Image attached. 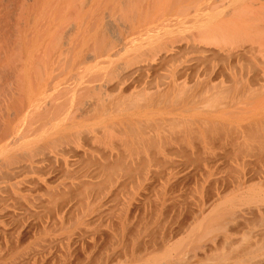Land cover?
<instances>
[{
  "label": "bare ground",
  "instance_id": "6f19581e",
  "mask_svg": "<svg viewBox=\"0 0 264 264\" xmlns=\"http://www.w3.org/2000/svg\"><path fill=\"white\" fill-rule=\"evenodd\" d=\"M13 3L0 7V264H264V0ZM189 182L201 191L182 218L122 261L103 250L118 186L126 228L151 190L147 215ZM81 202L94 206L65 222Z\"/></svg>",
  "mask_w": 264,
  "mask_h": 264
},
{
  "label": "rangeland",
  "instance_id": "374dc122",
  "mask_svg": "<svg viewBox=\"0 0 264 264\" xmlns=\"http://www.w3.org/2000/svg\"><path fill=\"white\" fill-rule=\"evenodd\" d=\"M0 1H2V0H0ZM3 2H8L9 3V5H11L12 7H10L9 5L7 6L6 4H8V3H0V7H2V8H4V9H2V11L4 12L5 11V8L6 9H9V7H10V9L11 8H13V5H14V0H4ZM10 3H13V4H10ZM2 4H4V5H2ZM6 5V6H5ZM5 6V7H4ZM12 10V9H11ZM6 12H10V10L9 11H7L6 10ZM190 183V184H189ZM188 184H187V186H183L182 188H181V190H177V192H174L173 194H171V195H169L168 197H169V199H167L168 201H167V204H169L170 202L172 203V204H169L168 205V207H167V209L166 208H164V209H161V208H159V209H157L156 211L155 210H152L153 212L155 211V214H153V212L151 211L148 215L146 214L147 213V211H148V209L150 210V205H149V201L151 200L150 198H155V194L154 195H152L153 193H155V189H153V191L151 190L149 193H148V195L146 196H144V199H143V202H144V205H145V209H144V214L143 213H140V214H143V217H142V215L139 217V215L140 214H138L137 216L135 215V217L134 218H131V219H129L131 222H130V224L129 225H127V229L126 228H124V227H121V225H120V223H116V225L118 224V225H120V226H114L113 224H115L113 221L114 220H116L117 218H116V215H119L120 214V208L118 209V206H119V204L118 205H116L115 204V201L116 200H120V197H124L123 195H125V194H122L123 193V190H120V186H118V189H117V192L116 191H113V193H115V194H112L111 196L112 197H114V195H115V197L117 196L119 199H115V201L114 200H110V206H111V208H110V206L108 205V206H106L105 205V213L107 214V212L109 213V209L108 208H110L112 211V213L110 214L111 216L113 215V213H114V215L115 216H112V218L110 217V215L109 214H107V215H109V216H105V217H103V219H105L104 220V222L107 224V225H110V226H108V234L106 233V236H105V238L104 239H106V238H108V239H106V241H105V243H106V245L109 243H111L110 244V247H109V245L105 248V247H103V250L105 251V252H110L111 250H120V251H122V252H120L121 254H123V256H121V254H120V260L122 261V260H124V258H125V256H127L128 255V250H130V248L133 246V245H135L133 242L136 240V239H146V238H151V237H154V236H158V235H160V232H162L163 231V226H164V224L165 223H167L168 221H167V217L169 218L171 215H174L175 216V218H176V215L175 214H177L176 212H178L179 211V214L177 215V218L175 219L176 221H178L180 218H182V215H183V213H182V211L184 212V211H186V209H185V207H184V205H185V201L186 200H184L185 198L189 201V199L190 200H193V199H196L197 197H198V195L200 194L199 192L201 191V189L199 190L198 188H200V186L199 185H197V184H193L192 182H189ZM190 185V186H189ZM128 187L127 188H131V186H129V185H127ZM124 190L126 191L127 189H125L124 188ZM119 191V192H118ZM130 191V190H129ZM182 191V192H181ZM131 192L132 191H130V192H128V193H130L131 194ZM127 193V194H128ZM180 193H182V194H180ZM192 195H196L197 197L195 198V196H192ZM150 196V198L148 199L147 197H149ZM116 197V198H117ZM171 197V198H170ZM176 198L178 199V200H176ZM184 198V199H183ZM139 199H142V197H139ZM182 201L183 200V202H181L180 200ZM146 200H147V202H146ZM173 202H175V203H173ZM177 202V203H176ZM180 202V203H179ZM82 203V204H81ZM80 204L78 203V208H76L75 206H76V204L73 206L74 208V212H73V209H71L70 210V215H66V216H64V220H65V222H73V221H75V220H78L79 218H81V216H82V214L83 213H85V212H89L90 211V209H92L93 208V206H94V203H90V204H88V205H84L83 203L84 202H81ZM147 203H148V205H147ZM184 203V204H183ZM183 204V205H182ZM91 205H93L92 206V208H91ZM171 205H172V207L173 208H170L171 207ZM178 205V206H177ZM180 205H182V206H180ZM170 206V207H169ZM152 207V206H151ZM176 207V208H175ZM178 207V208H177ZM168 208H169V210H168ZM107 209V210H106ZM167 211H166V210ZM170 209H171V212H170ZM177 209V211H175ZM182 209H184V210H182ZM89 210V211H88ZM161 210L163 211H166V213H164V211H163V213L161 212ZM72 211V212H71ZM169 211V212H168ZM181 211V212H180ZM175 212V213H174ZM151 213H152V215H151ZM168 213V214H167ZM174 213V214H173ZM181 214V215H180ZM165 215L167 216V217H165ZM138 217V218H137ZM107 218V219H106ZM110 218L111 219H113V220H110ZM172 218H174L173 216H172ZM39 220L38 219H36V222H38ZM173 221V223L172 224H174L176 221H174V220H172ZM109 222H110V224H109ZM115 222H117V220L115 221ZM176 225V224H175ZM170 226V225H169ZM256 226L259 228V229H261V232L259 233V234H256V238H257V241H258V243H262L263 244V246H262V248H261V251H262V255L264 256V220L263 221H258V222H256ZM113 227H117V229H114V230H112L113 229ZM119 228L121 229V231L119 230ZM109 232H111V235L109 236ZM119 232V233H118ZM121 232V233H120ZM121 234V235H120ZM239 234V233H238ZM121 239H120V238ZM238 237L240 238V235H238ZM114 238L115 239H118V240H114ZM157 238V237H156ZM111 241H110V240ZM123 239V240H122ZM113 240V241H112ZM122 241V242H121ZM120 244H119V243ZM102 243H103V241H102ZM113 243H115V244H113ZM128 245H127V244ZM129 243H130V246H129ZM253 243L255 244V241H253ZM252 243V244H253ZM105 245V244H104ZM122 245H123V248H122ZM126 245H127V247L129 246L130 248H127L126 247ZM110 249H109V248ZM105 248V249H104ZM114 248V249H113ZM120 248H122V250L120 249ZM125 248H127L128 250H126ZM102 249V248H101ZM100 249V250H101ZM101 251V252H104V251ZM126 251V252H125ZM104 252V253H105ZM126 253V254H125ZM216 255L217 254H212V255H209L208 257H206V258H203V261H201V262H198V263H194V264H210L211 262H213L214 261V259L216 258ZM233 257H234V252L232 253V256H229V257H224V259L222 260V262H225V264H235V262L233 261Z\"/></svg>",
  "mask_w": 264,
  "mask_h": 264
}]
</instances>
